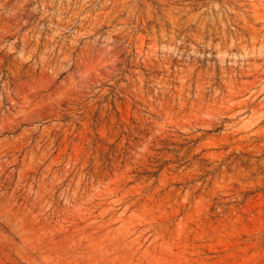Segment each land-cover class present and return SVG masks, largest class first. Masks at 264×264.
I'll list each match as a JSON object with an SVG mask.
<instances>
[{"label": "rangeland", "instance_id": "1", "mask_svg": "<svg viewBox=\"0 0 264 264\" xmlns=\"http://www.w3.org/2000/svg\"><path fill=\"white\" fill-rule=\"evenodd\" d=\"M0 264H264V0H0Z\"/></svg>", "mask_w": 264, "mask_h": 264}]
</instances>
